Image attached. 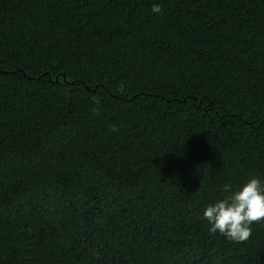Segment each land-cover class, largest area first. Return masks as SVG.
<instances>
[{"label": "trees", "instance_id": "1", "mask_svg": "<svg viewBox=\"0 0 264 264\" xmlns=\"http://www.w3.org/2000/svg\"><path fill=\"white\" fill-rule=\"evenodd\" d=\"M253 173L264 0H0V264H264L202 220Z\"/></svg>", "mask_w": 264, "mask_h": 264}, {"label": "clouds", "instance_id": "2", "mask_svg": "<svg viewBox=\"0 0 264 264\" xmlns=\"http://www.w3.org/2000/svg\"><path fill=\"white\" fill-rule=\"evenodd\" d=\"M151 11L160 13V4L153 3ZM118 130L116 125L110 127L112 132ZM221 191L223 198L202 210L207 232L212 236L219 234L229 243L245 242L252 234L251 226L264 221V177L253 173L239 188L225 183Z\"/></svg>", "mask_w": 264, "mask_h": 264}]
</instances>
